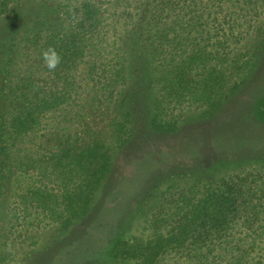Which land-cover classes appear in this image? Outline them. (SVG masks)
Segmentation results:
<instances>
[{"label":"trees","instance_id":"obj_1","mask_svg":"<svg viewBox=\"0 0 264 264\" xmlns=\"http://www.w3.org/2000/svg\"><path fill=\"white\" fill-rule=\"evenodd\" d=\"M15 1L0 0V17ZM47 1L57 19L15 32L0 67V209L12 198L13 217L61 218L65 227L88 207L111 167L108 140L130 141L113 98L128 85L129 32L138 25L151 36L149 63L160 93L151 122L167 134L178 126L171 111L198 103L217 114L228 92L246 82L253 61L241 52L264 0ZM50 46L62 57L55 71L41 58ZM79 65L94 90L89 120L74 140L44 147L51 124L79 98ZM141 233L118 240L115 255L138 264H264V170L168 189ZM1 239L0 229V250Z\"/></svg>","mask_w":264,"mask_h":264},{"label":"rangeland","instance_id":"obj_2","mask_svg":"<svg viewBox=\"0 0 264 264\" xmlns=\"http://www.w3.org/2000/svg\"><path fill=\"white\" fill-rule=\"evenodd\" d=\"M56 11L47 0L11 4L0 17L1 68L11 52L13 34L35 20H56ZM141 29L137 25L124 40L128 85L113 97L125 122L122 136H129V143L119 146L123 141L108 140L111 167L88 207L68 226L55 217L40 222L15 218L10 198L6 209H0V264H138L117 257L114 248L118 240L142 234L148 214L168 189L191 181L214 182L250 167L264 170V118L258 115L264 95V8L241 52L253 61L246 82L228 92L217 114L198 103L171 111L168 117L178 126L167 134L151 122L159 112L155 105L160 93L149 63L151 36ZM76 75L79 98L51 124L53 132L42 141L44 147L74 140L89 120L94 90L84 65L77 66Z\"/></svg>","mask_w":264,"mask_h":264},{"label":"clouds","instance_id":"obj_3","mask_svg":"<svg viewBox=\"0 0 264 264\" xmlns=\"http://www.w3.org/2000/svg\"><path fill=\"white\" fill-rule=\"evenodd\" d=\"M41 58L49 71H55L62 61V57L51 46L41 53Z\"/></svg>","mask_w":264,"mask_h":264}]
</instances>
